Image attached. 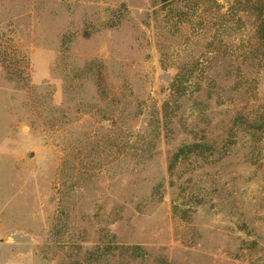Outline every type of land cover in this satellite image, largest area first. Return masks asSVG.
<instances>
[{
    "label": "rangeland",
    "instance_id": "1",
    "mask_svg": "<svg viewBox=\"0 0 264 264\" xmlns=\"http://www.w3.org/2000/svg\"><path fill=\"white\" fill-rule=\"evenodd\" d=\"M257 5L0 0V264H264Z\"/></svg>",
    "mask_w": 264,
    "mask_h": 264
},
{
    "label": "trees",
    "instance_id": "2",
    "mask_svg": "<svg viewBox=\"0 0 264 264\" xmlns=\"http://www.w3.org/2000/svg\"><path fill=\"white\" fill-rule=\"evenodd\" d=\"M160 3L166 4V3H170L172 0H158ZM224 6L220 5L219 9H223ZM255 14L254 16L257 17V19H259V26H256L254 29V34L251 38H249L246 42L247 46L244 49L245 53V59L243 61H246V59L249 61V63L252 66L258 67L260 62V59L262 58L263 54H264V20L262 18L263 16V10H262V6L261 5H257L255 6ZM227 14H225L224 16H226ZM243 50V51H244ZM172 88H173V93L180 92L181 90H183V83L182 80L180 79V75H177L175 81L172 84ZM240 116L239 117H235L234 119V126L238 124ZM257 122V121H254ZM261 128L260 127H249L247 128V133L256 136V135H260L261 133ZM202 147H204L203 145L199 144V143H192V144H185L182 147H180L177 152L174 153L173 157H172V161L170 162V169H174V167L176 166V164L178 163V161H180L181 158H186L188 156H191L193 154L196 153H200L202 151ZM224 149V148H223Z\"/></svg>",
    "mask_w": 264,
    "mask_h": 264
}]
</instances>
